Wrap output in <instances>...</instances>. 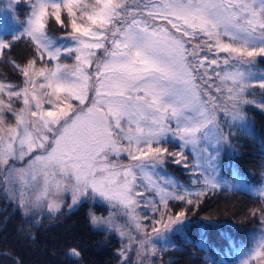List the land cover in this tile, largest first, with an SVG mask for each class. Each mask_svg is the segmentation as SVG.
Segmentation results:
<instances>
[{
	"label": "snow or ice",
	"instance_id": "6c2138e0",
	"mask_svg": "<svg viewBox=\"0 0 264 264\" xmlns=\"http://www.w3.org/2000/svg\"><path fill=\"white\" fill-rule=\"evenodd\" d=\"M20 3L10 0L9 10ZM24 3L29 11L19 29L0 19V58L21 80L0 78L2 190L31 225L41 223L45 208L52 216L60 213L66 194L69 210L88 200L118 208L145 233L136 242V264H151L158 249L137 209L159 213L151 227L158 239L183 225L188 209L171 214L169 202L199 207L221 187L219 155L231 133L219 115L230 118L229 127L244 128L245 105L264 110V101L247 98L250 88L264 90V75L257 79L252 71L264 58V0ZM53 19L70 29V44L48 35ZM18 41L32 49L22 62L6 55ZM62 57L74 62L61 64ZM173 141L177 151L166 147ZM190 145L197 157L192 184L199 187L157 177L169 160L188 168L184 150ZM122 153L128 164L118 162ZM234 179L235 185L223 184L242 186ZM252 191L264 203V185ZM257 211L261 230L251 248L237 250L239 264H264V208L251 214ZM87 215L94 228L115 231L131 246L133 238L111 212L97 216L89 208ZM127 253L120 250L121 264H128ZM68 255L81 253L71 248Z\"/></svg>",
	"mask_w": 264,
	"mask_h": 264
},
{
	"label": "trees",
	"instance_id": "16d2710c",
	"mask_svg": "<svg viewBox=\"0 0 264 264\" xmlns=\"http://www.w3.org/2000/svg\"><path fill=\"white\" fill-rule=\"evenodd\" d=\"M13 53L17 55L16 50ZM256 65L264 71V58H257ZM247 98L257 103L264 101V90L250 88ZM243 111L244 128L235 124L229 127V120L228 123L225 120L224 130L231 133L228 144L233 151L227 153L224 149L220 154V173L225 176L229 172L245 184L258 185L264 179V110L249 104ZM192 179V169L182 168V185L190 189L199 187L193 186ZM226 189L210 191L199 207L185 206L188 220L179 226L180 236L172 248L159 250L157 246L152 260L165 257L154 264L239 261L237 250L252 247L253 238L261 230L259 212L253 216L251 210L264 208V203L244 189ZM25 219L18 208L3 210L0 204V264H17V261L20 264H121V258L115 255L117 237L89 223L85 202L53 221L46 219L44 224L41 220L40 224L31 225V219L27 223ZM71 248L80 251L79 258L67 254ZM132 261L129 257L128 264H134Z\"/></svg>",
	"mask_w": 264,
	"mask_h": 264
},
{
	"label": "rangeland",
	"instance_id": "374dc122",
	"mask_svg": "<svg viewBox=\"0 0 264 264\" xmlns=\"http://www.w3.org/2000/svg\"><path fill=\"white\" fill-rule=\"evenodd\" d=\"M9 3H10V0H0V19L6 18L9 29L14 31V30H17L20 28V24L23 23V21L26 19L29 9H28V7L25 6L24 0H21L20 5L15 9V12H12L9 10ZM13 16L16 17L15 21L12 19ZM63 18L66 19V15ZM69 31H70V29L62 28L60 25L56 24L54 19L51 20L49 23L48 35L52 39L56 40L58 43H60L62 45H66V44L71 43V41L66 38L67 32H69ZM15 50L17 52V55H15L13 53V52H15ZM31 51H32V49H31V47L27 41H18L16 43V45L13 47V52L10 51V54H9L6 50V55L9 54V55H7V59H15V60H17V62H22L25 58H27L31 54ZM224 55H226V54H223V53L220 54L221 57H223ZM2 60L7 61L4 58H0V78H6L7 81L11 80L10 82L13 84H20L21 80H20V77L18 76V74L13 72L11 66L8 63L5 64ZM73 62H74V60L72 58H68V57H62L60 60L61 64L71 65ZM254 70H256V71H254ZM252 71L255 73L257 79L260 76L264 75V71L261 69L260 66H257V65L254 66ZM8 78H10V80ZM19 106L20 105L18 104L17 107H19ZM227 119L229 120V124H231L230 118H226L222 113L219 115V121H220L221 126L223 127V130H224V125H225V120H227ZM224 132H225V130H224ZM169 139L171 140V137ZM177 144H178V142L173 141L171 143H168L166 145V147L169 148V151H177L178 150V148L176 146ZM224 149L227 150V153L228 152L231 153L233 151L232 147L229 146L228 143H225L221 146L220 154L223 152ZM184 154H185L187 161L189 163L190 168L188 167V169L190 171V169H192V165H194L196 163V159H197L196 154L193 152L191 145L188 146L184 150ZM113 159H116V158L113 157ZM118 162L123 163V164H128L129 160L127 158V155L122 153L121 156L119 157ZM219 162H220V155H219ZM182 168H185L183 166V164L177 165V164L172 163L169 160L168 163H166L161 169L158 170L157 177L167 176L169 178L174 179L175 182L182 185ZM218 178L222 182L221 187H223V188L225 187V189L226 188L244 189V190L248 191L250 194H252L253 196H255L261 200V198L259 196L255 195V193L252 191V189L259 188L262 185H264V179L258 185L245 184L242 180L239 179L241 181L242 186H240V187H228V186H225L223 184V181H230L231 184L235 185L236 180L234 179V176H230L229 172L227 175L225 174V176L222 175L220 173V168H219ZM226 190H228V189H226ZM0 198H1L0 204H2L3 210L16 208L15 204L10 202L7 195L3 192L2 185H0ZM65 201L66 202L62 206L61 212L58 213L56 216H52V215L48 214L46 208L44 210V214H42V215L38 214L39 218L42 221H44L43 224L45 222H47L46 219H48L49 221H53L61 213H66V212L70 211L67 207V204L71 202L70 194H66ZM85 203H87V213L89 211V208H91L92 211L97 216L107 217V216H109V213L111 212L114 216L115 223L123 226L124 230L131 235V237L133 238V242H132L131 246L129 247V239L127 237L122 239L120 237V235L118 233H116L115 231L110 232V231H107L106 229H103L106 231V233L113 234L115 237H117L118 247L115 250L116 257L121 258L119 255L120 250L122 248H128V253H127L128 258L130 257L133 260L132 262L134 264H136V262H137L136 242L141 240V239H144L145 233L143 231L138 232L137 229L135 228V225L133 223H131L129 221L128 217L126 215H124L123 212L121 210H119L118 208H109V206L107 204H104L102 201H98V200L97 201L88 200V201H85ZM94 204H97V206H95ZM185 206L186 205H184L183 202L170 201L169 202L170 213L174 214L175 212L180 211L181 209H184ZM137 213L141 218L142 225L147 227L148 234L152 235V242L156 245V247L159 246L158 247L159 250L164 248V247L168 248V246L170 248L173 247V244L176 243L177 237L180 236L179 234L182 231V229L179 228V226H181V225L175 226V230H173V231L164 233L163 239H158L155 237V235H153L151 233V227H152V221L158 220L160 218L159 213L153 214L151 209H145L143 205H141L137 209ZM145 213L147 214V218H145ZM28 219H31V218L26 217L24 222L27 223L29 221ZM68 253H69V250L67 251V254ZM66 256L69 257L70 255L69 256L66 255ZM164 257L165 256L158 258V259H155V260L151 259V264H154L156 262H161ZM239 261H240V259H239ZM239 261L236 264H239ZM145 264H148V261H146ZM253 264H255V261H253Z\"/></svg>",
	"mask_w": 264,
	"mask_h": 264
}]
</instances>
